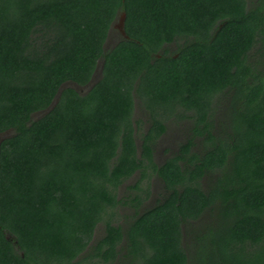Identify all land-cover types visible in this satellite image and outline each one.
<instances>
[{"label":"trees","instance_id":"trees-1","mask_svg":"<svg viewBox=\"0 0 264 264\" xmlns=\"http://www.w3.org/2000/svg\"><path fill=\"white\" fill-rule=\"evenodd\" d=\"M120 12L126 36L106 48ZM263 34L264 5L247 0H0V133L14 130L0 142V264H84L117 189L148 166L165 195L126 231L105 222L97 259L125 241L129 264H264V80L249 61ZM100 59L89 91L61 89L89 83ZM227 93L239 109L221 138L212 117ZM138 97L151 121L141 147ZM180 108L193 135L156 165ZM209 214L219 225L192 227L195 262L184 228Z\"/></svg>","mask_w":264,"mask_h":264},{"label":"rangeland","instance_id":"rangeland-1","mask_svg":"<svg viewBox=\"0 0 264 264\" xmlns=\"http://www.w3.org/2000/svg\"><path fill=\"white\" fill-rule=\"evenodd\" d=\"M247 3L249 7H253L260 4L264 5V0H247ZM122 14L123 12L118 14V17L111 28L105 46L106 48L114 47L121 40V38L126 36L122 24ZM177 44L178 43H172L171 46H169V49L175 51L178 47ZM249 61L253 66V72H255L254 81H259L258 79L260 78H263L264 80V38L260 39L250 52ZM102 65L103 60L100 59L92 80L89 83L79 85L75 82L69 81L63 84L61 89L65 87H72L82 94L86 93L94 85V83L100 79ZM56 100L57 98L54 100V103ZM217 101L219 103L215 107L212 117L214 120V128L212 132L214 135L222 138L227 136L233 130L234 121L232 120V116L228 113V108H234V104H236V109H239V103L232 100L231 93L218 96ZM48 110L49 108L34 113L32 115L33 120L43 116ZM168 117L166 132L160 136L154 144V162L156 165H161L168 157L176 154L180 145L193 135L191 132L193 127L191 112L180 108L179 111L173 112ZM134 122L136 127L137 144L141 147L142 136L148 130L151 121L148 113L142 106L139 97L136 98ZM13 134V129L0 133V142L2 139ZM200 140L201 138L199 137L197 142H200ZM145 170L144 174L136 172L133 176L126 179L117 189L116 192L119 198V203L117 206L109 208L102 221L98 224L89 247L83 253L85 256V259L83 260L84 264H129V258L125 254V241H123V243L119 246L116 259L108 263H105L94 256L93 247L96 242L105 235V222H112L115 225L121 226V228L126 231L134 217L139 212L151 207L157 203L158 200L162 199L163 195H165L166 189L164 183L156 173L153 166H148ZM215 179V177L210 176L204 180V184H211L213 180L215 181ZM203 220L205 222L193 223L192 225L184 228V245L189 252L190 258L195 262L200 260L201 254L196 248L198 241L196 240L195 235L192 234V227L195 226V231L207 232V227L219 225V218L215 214H209L204 217ZM8 237H10L9 234Z\"/></svg>","mask_w":264,"mask_h":264},{"label":"water","instance_id":"water-1","mask_svg":"<svg viewBox=\"0 0 264 264\" xmlns=\"http://www.w3.org/2000/svg\"><path fill=\"white\" fill-rule=\"evenodd\" d=\"M124 19H125V14H122V24L124 23ZM52 107V106H51Z\"/></svg>","mask_w":264,"mask_h":264}]
</instances>
